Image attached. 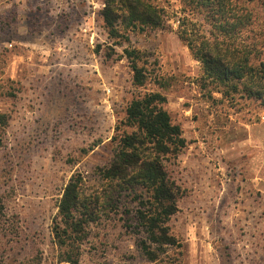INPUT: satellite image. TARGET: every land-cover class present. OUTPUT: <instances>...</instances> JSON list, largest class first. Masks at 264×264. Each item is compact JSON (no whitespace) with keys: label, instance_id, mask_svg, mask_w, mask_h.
Here are the masks:
<instances>
[{"label":"rangeland","instance_id":"1","mask_svg":"<svg viewBox=\"0 0 264 264\" xmlns=\"http://www.w3.org/2000/svg\"><path fill=\"white\" fill-rule=\"evenodd\" d=\"M103 1L0 0V264H70L57 261L51 232L62 188L77 173L86 193L102 187L98 169L127 104L150 91L166 96L186 139L171 166L182 196L168 225L180 244L148 260L126 198L87 228L77 264H264V106L202 89L174 16L171 30L132 31L112 45ZM149 1L169 14L181 7ZM125 47L145 53L142 86Z\"/></svg>","mask_w":264,"mask_h":264},{"label":"trees","instance_id":"2","mask_svg":"<svg viewBox=\"0 0 264 264\" xmlns=\"http://www.w3.org/2000/svg\"><path fill=\"white\" fill-rule=\"evenodd\" d=\"M257 5L264 8V0H181L178 12L169 14L149 0H104L100 15L112 45L128 41L132 31L171 30L174 16L175 32L200 63L199 86L208 88L209 95L217 92L230 100L239 95L264 106V21ZM123 56L133 84L144 85L146 67L140 62L145 53L125 47ZM166 101L164 94L150 91L127 104L124 127L113 136L112 158L98 169L100 189L86 193L79 173L66 182L51 225L58 262L77 264L78 244L87 228L119 211L126 198L134 204L133 218L145 236L140 248L148 260L157 258L156 248L179 246L168 225L182 196L171 166L186 139L181 126L172 122Z\"/></svg>","mask_w":264,"mask_h":264}]
</instances>
